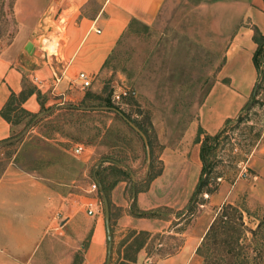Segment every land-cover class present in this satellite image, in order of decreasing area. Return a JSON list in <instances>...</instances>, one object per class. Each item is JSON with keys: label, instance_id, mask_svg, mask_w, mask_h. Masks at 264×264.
<instances>
[{"label": "rangeland", "instance_id": "374dc122", "mask_svg": "<svg viewBox=\"0 0 264 264\" xmlns=\"http://www.w3.org/2000/svg\"><path fill=\"white\" fill-rule=\"evenodd\" d=\"M16 1L0 0V54L9 55L12 43L21 46L27 40L40 49L36 52L39 55L43 51L40 36L50 34L59 38V51L60 24L45 14L42 18L37 14L31 17L27 3L22 4L17 16ZM49 1L32 0L34 7ZM243 7L244 0H165L151 24H130L102 69L84 87L85 103L77 107L115 108L117 105L119 109H115L125 111L147 129L152 142L149 161L140 135L118 112L68 110L69 104H63L42 108L26 127L27 118L21 120L13 129L12 135L18 136L13 144L0 141V174L9 167L36 170L53 177L61 184L62 192L69 190L92 198L85 200L84 211L88 207L87 201H96L94 217L100 215L103 219V200L95 181L97 166L113 159L133 164L141 174L152 160L151 171H156L163 165L157 156L164 146H168V167L189 173L185 174L184 186H179V190L182 189L179 193H183V198L190 195L197 180L192 173L195 133L190 137L189 128L195 126L197 133L199 109L224 64L230 42L240 26L250 25L243 20ZM50 8L55 10L53 3ZM29 17L35 27L27 33L28 28H21L19 19L26 21ZM17 51L19 58L27 53L25 48L20 53L21 47ZM259 69L256 99L264 102V59ZM114 91L126 92L118 103L112 99ZM104 98L109 99L110 106L105 104ZM57 108L59 111H55ZM250 125L252 128L248 132ZM256 131L260 135L251 139L252 145L246 146L248 133L252 135ZM228 132L241 143L233 147L228 143L220 145L221 162L216 171L223 176L217 189L209 196L200 197L203 203H198L194 212L187 214L183 221L185 230L197 234L210 222L215 223L190 264H264V104L254 103L246 122ZM78 143L84 144L85 150L74 155L73 147ZM244 149H248V153H244V160L237 163L243 157ZM84 154H91L87 166L79 158ZM104 167L106 183L130 178L127 171L117 175V171L112 170L114 166ZM168 173L172 174L171 171ZM170 178L172 176L168 175V180ZM111 188L106 195L110 208L108 194ZM184 206L173 210H178L176 214L180 216L188 209ZM87 239H79L78 243L86 244ZM165 240L168 253L181 243L174 235ZM60 251L61 261L68 260V249L61 247ZM81 255V250H76L70 264H81ZM56 261V257L46 259L48 264H56ZM104 262L105 259L101 264Z\"/></svg>", "mask_w": 264, "mask_h": 264}, {"label": "crops", "instance_id": "0c3cea01", "mask_svg": "<svg viewBox=\"0 0 264 264\" xmlns=\"http://www.w3.org/2000/svg\"><path fill=\"white\" fill-rule=\"evenodd\" d=\"M164 1L50 0L48 4L42 2L34 7L32 0H17V16L22 4L27 3L31 17L37 14L42 18L45 14L59 23L61 44L54 55L45 51L38 55L36 52L40 49L34 48L19 58L17 49L21 47L20 53H23L25 40L21 46L12 43L9 55L0 54V110L11 92L18 94L26 84L36 90L20 106L31 113L37 114L47 106L54 108L77 103L84 97V87L77 74L83 71L92 80L130 24H151ZM50 3L54 4L55 10L52 11ZM242 16L250 25L240 26L234 35L224 64L199 109L198 127L202 128L203 134L213 135L227 119L235 118L249 100L258 79V70L253 63L256 43L251 27H257L264 35L263 0H244ZM31 17L26 21L19 19L20 27L28 28L27 33L35 27ZM14 128L15 125L0 115V140L11 136ZM195 128L191 126L189 133L190 137L195 133L192 173L198 181L202 165L201 145L196 141ZM90 157L91 154H84L79 158L87 166ZM157 158L162 161V169L150 181L146 180L145 174L149 165L141 174L133 164L113 159H107L101 166L120 168L130 177L120 178L108 194L112 236L109 264H190L211 224L198 234L185 230L183 221L186 217L177 215L178 210L173 208L189 205L193 191L184 198L183 193H179L182 190L179 186H184L185 174L189 173L168 167V146H164ZM168 175L172 176L170 180ZM95 181L99 187L98 178ZM60 185L53 177L36 170L7 167L2 172L0 264H48L47 257H56V264H70L78 249L82 253L81 264H101L106 260L104 218L94 217L95 208L91 215L87 213L88 207L85 211L82 208L85 200L92 198L69 190L62 192ZM90 202L87 201V206ZM172 235L180 238L181 243L168 253L165 239ZM84 237H88L87 243H78ZM61 247L68 249V260L61 261ZM150 256L155 258L152 260Z\"/></svg>", "mask_w": 264, "mask_h": 264}, {"label": "trees", "instance_id": "16d2710c", "mask_svg": "<svg viewBox=\"0 0 264 264\" xmlns=\"http://www.w3.org/2000/svg\"><path fill=\"white\" fill-rule=\"evenodd\" d=\"M264 2V0H263ZM253 40L256 43V49L254 51L253 54V63L256 67V69L258 70V73L260 72V66L261 63L264 59V35L261 34V32L258 30L257 27L253 28ZM263 74H264V70H263ZM257 88H258V82L256 81V84L254 86L253 92L249 98V100L246 102V104L243 106L241 112L235 117V118H231V119H227L223 126L219 129L218 132H216L213 135H209V134H203V130L201 127H198V131L196 134V141L200 142V159H201V170H200V175L197 181V184L193 190L192 196L190 198V203L188 206L187 211L180 216L186 217L187 214H192L194 212L195 207L197 206L198 203H203L200 200V197H202L204 194L206 195H211L215 192V190L217 189V185H218V181H220L221 177L223 176L221 174V172H217L216 168H217V164L219 162H221V157L220 154H218V148L220 147L221 144H225L228 143L231 147H233L234 145L240 144V142H237L235 137L233 138L230 134H229V129L234 128L236 126H238L241 122H246L247 120V113L250 110V108L253 106L254 103L258 102L261 104H264V102L259 101L258 99H256V95H257ZM35 87L34 86H30L28 84L25 85V87L18 93L15 94L14 92H11V94L9 95L6 103L4 104L3 108L0 110V115L6 119L8 122H10L12 125H17L21 122V120H23L24 118H27V121L25 122V126L27 124H29L32 119H34V117L36 116V114L31 113L27 110H25L24 108H22L20 106V104L29 96L30 93H32L33 91H35ZM86 97V96H85ZM82 98L80 101H78L76 104L72 103L67 105V109L68 110H78L77 105L78 104H84L86 98ZM105 104L108 106L111 105V103L108 101V98H104L103 99ZM115 108L119 109V106H114ZM66 109V108H65ZM122 113L127 116L128 118H130L132 120V122H134L146 135L147 137V141L150 147V151L152 150V142H151V138L150 135L147 132V129L139 122H137L136 120H134L133 118H131V116L129 114H127L125 111L121 110ZM249 128L251 129L252 126H248V132H249ZM203 134V136L201 137V135ZM259 132L256 131L254 132L252 135H250V133H248L247 136L250 137H246L245 138V142H246V146H250L252 145L253 140L251 141V139L254 138H258L259 136ZM17 135H11L5 139H2L0 141H6L9 142L10 144H13L14 142H16L17 140ZM246 150V152H245ZM244 153L247 154L248 153V149H244L243 150V157L241 159H239L237 161V163L239 161H243L244 160ZM242 155V154H241ZM151 167H152V160L149 163V170H148V175L146 180L150 181L152 178H154L156 175H158L161 172V167L159 169H157L156 171H151ZM103 169L101 168L100 165L97 166L96 169V176L98 177V180L100 181V183L102 184V189L104 190V192L108 193V189L111 188L119 179H115L112 183H106V175L103 174ZM112 170L117 171V175H124L125 171H123L120 168L114 167L112 168ZM3 172V171H2ZM1 175V174H0ZM144 215H151V213H143ZM214 221L210 224L209 228L207 229L205 235L203 236V239L201 241V243H203L208 236H210L212 229L214 228ZM200 243V245H201ZM199 245V246H200ZM199 246L196 250V253H198V249ZM159 252V249H158ZM173 252V251H172ZM170 253V252H169ZM161 256V255H160Z\"/></svg>", "mask_w": 264, "mask_h": 264}, {"label": "water", "instance_id": "95a60500", "mask_svg": "<svg viewBox=\"0 0 264 264\" xmlns=\"http://www.w3.org/2000/svg\"><path fill=\"white\" fill-rule=\"evenodd\" d=\"M24 48L27 52L29 53L32 52L34 49L33 43L28 41L25 44ZM79 108L81 110H114L118 112L119 115L122 117V119L140 135L144 143V146H145L147 160L149 161L150 147H149L145 133L135 123H133L128 117H126L122 112L118 111L117 109L113 107H79ZM99 189H100L101 197L103 200L104 221H105V229H106V236H107V255H106V260L104 264H109L110 257H111V248H112V236H111V227H110V207H109L108 198L106 196V193L103 191L101 184H99Z\"/></svg>", "mask_w": 264, "mask_h": 264}, {"label": "built area", "instance_id": "2783aa9c", "mask_svg": "<svg viewBox=\"0 0 264 264\" xmlns=\"http://www.w3.org/2000/svg\"><path fill=\"white\" fill-rule=\"evenodd\" d=\"M77 78L81 81L82 87H86V86H88L90 84V77H88V75H86L85 72H83V71H80L77 74ZM125 94H126L125 91H120V92H115L114 91L113 94H112V99L116 103H118V102L121 101L120 99ZM84 150H85L84 144H82V143L75 144L74 147H73V154L74 155H78V154L82 153ZM92 187H94V188L96 187L95 183H93ZM95 205H96V201H92V202L88 203V213L89 214L93 213V209H94Z\"/></svg>", "mask_w": 264, "mask_h": 264}, {"label": "clouds", "instance_id": "9594fccd", "mask_svg": "<svg viewBox=\"0 0 264 264\" xmlns=\"http://www.w3.org/2000/svg\"><path fill=\"white\" fill-rule=\"evenodd\" d=\"M58 40L59 38L55 34L49 36H40L41 48L48 54L54 55L58 51Z\"/></svg>", "mask_w": 264, "mask_h": 264}]
</instances>
